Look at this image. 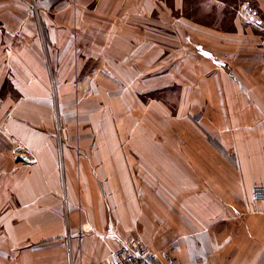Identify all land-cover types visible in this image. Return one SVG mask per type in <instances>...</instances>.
<instances>
[{
  "label": "crops",
  "instance_id": "obj_1",
  "mask_svg": "<svg viewBox=\"0 0 264 264\" xmlns=\"http://www.w3.org/2000/svg\"><path fill=\"white\" fill-rule=\"evenodd\" d=\"M158 1L0 0V264H109L137 236L155 264H264V202L251 198L264 186V39L252 27L225 36L227 69L198 45L212 78L183 112L200 111L211 138L144 148L111 121L131 111L123 98L174 80L158 66L174 56ZM182 34L170 38L188 64Z\"/></svg>",
  "mask_w": 264,
  "mask_h": 264
},
{
  "label": "rangeland",
  "instance_id": "obj_2",
  "mask_svg": "<svg viewBox=\"0 0 264 264\" xmlns=\"http://www.w3.org/2000/svg\"><path fill=\"white\" fill-rule=\"evenodd\" d=\"M158 3L160 7L155 14L160 29L158 36L160 37V42L165 44V46L168 43L174 52V56L169 60L168 64L163 65L165 62L161 64L163 66L159 64L158 66L164 73L173 74L174 80L170 82H161L159 80L158 85L163 88L160 87V89L149 93H146L147 90L145 91L143 87L144 91L140 93L139 97L136 91L133 90L137 98H123V101L130 103V105H127V108L131 109V111H128L125 107H121L123 113H120L117 117L113 114L111 115V121L118 123L123 128L119 136L140 139L143 141L144 148V144L152 148L150 139L162 140L164 138L183 137L184 135L191 137H212L204 130L202 131L200 111H197L198 113L190 112L189 109L187 112H183L186 107H189L188 104L192 109L198 110L197 107L193 106L198 105L200 85L203 84L205 86L210 83L208 79L212 78L213 71H208L206 64L202 61L203 59H198L200 55H197L199 51L198 45L200 43L207 45L215 53L220 54V57L216 56L215 62L221 66L220 64L226 63L221 56H224L225 51L229 50L227 49L228 46L225 45H229L231 42L225 36L235 35L237 26L252 27L256 36L255 40L258 41L259 38L260 40L264 39V0H159ZM188 29L190 30L188 31ZM206 31L222 36V39L212 38V44H217V47L221 44L223 49L216 50L209 45L208 36L204 33ZM183 32L184 34H182ZM179 33L182 34V38L186 43L189 42L190 47H186L187 50L190 49L191 52H194L191 53L194 55L191 57L192 62L188 64H185L186 56L183 59L182 56L184 55L179 53L178 44L174 43L175 41L173 42L170 38V35L176 36ZM181 41L183 42L182 39ZM172 42L174 44H171ZM184 54L186 55V53ZM161 55L168 56L170 54L166 49L164 52H161L160 62L162 59H165L161 58ZM206 56L210 59L212 58L213 61L214 56L212 57L209 52H206ZM224 65V69H227V65ZM150 73L149 76H146L150 77ZM200 78H203V82L200 81ZM145 79L146 81L150 80L146 77ZM167 83L171 84L165 89L164 87ZM130 94L134 93L130 90L124 92V95L130 96ZM187 95H190L192 99L188 101ZM103 100L105 99L101 97L96 99L99 102ZM211 101L214 102L215 99H211ZM226 128L230 130V126L222 125V130L214 131L222 132ZM139 143L137 142V144ZM137 148H140V145H137ZM158 153L163 154L161 150ZM19 156L16 157V160L19 159L16 161V164L25 163L23 158H19ZM134 238L136 237H132L131 239Z\"/></svg>",
  "mask_w": 264,
  "mask_h": 264
},
{
  "label": "built area",
  "instance_id": "obj_3",
  "mask_svg": "<svg viewBox=\"0 0 264 264\" xmlns=\"http://www.w3.org/2000/svg\"><path fill=\"white\" fill-rule=\"evenodd\" d=\"M251 198L254 201L264 202V186H254L251 190ZM156 261V255L144 245L141 238L136 237L121 246L109 264H155Z\"/></svg>",
  "mask_w": 264,
  "mask_h": 264
},
{
  "label": "bare ground",
  "instance_id": "obj_4",
  "mask_svg": "<svg viewBox=\"0 0 264 264\" xmlns=\"http://www.w3.org/2000/svg\"><path fill=\"white\" fill-rule=\"evenodd\" d=\"M17 156H19V158H23V161H27L28 160V157H26L23 153H18Z\"/></svg>",
  "mask_w": 264,
  "mask_h": 264
}]
</instances>
